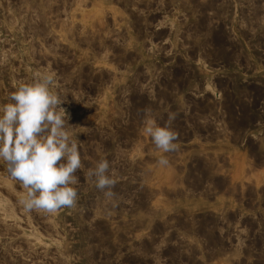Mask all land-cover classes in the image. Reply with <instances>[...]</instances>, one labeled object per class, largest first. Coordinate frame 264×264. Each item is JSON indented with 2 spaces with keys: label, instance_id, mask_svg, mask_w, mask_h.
<instances>
[{
  "label": "rangeland",
  "instance_id": "1",
  "mask_svg": "<svg viewBox=\"0 0 264 264\" xmlns=\"http://www.w3.org/2000/svg\"><path fill=\"white\" fill-rule=\"evenodd\" d=\"M36 73L65 99L78 200L24 211L0 160V264H264V0H0V107ZM171 113L164 153L146 121ZM103 159L113 200L87 176Z\"/></svg>",
  "mask_w": 264,
  "mask_h": 264
},
{
  "label": "clouds",
  "instance_id": "2",
  "mask_svg": "<svg viewBox=\"0 0 264 264\" xmlns=\"http://www.w3.org/2000/svg\"><path fill=\"white\" fill-rule=\"evenodd\" d=\"M54 73H36L31 83H20L9 103L0 107V160L10 176L27 190L19 203L24 211L52 214L62 208H75L78 194L76 172L83 167L78 140L69 128L70 119L56 91ZM176 114H169L161 127L152 119L145 131L157 149L176 151L178 133L171 129ZM59 162V163H58ZM158 163L168 165L161 156ZM109 162L99 161L87 176L95 178V187L113 200L117 180L108 174ZM115 206V205H114Z\"/></svg>",
  "mask_w": 264,
  "mask_h": 264
}]
</instances>
